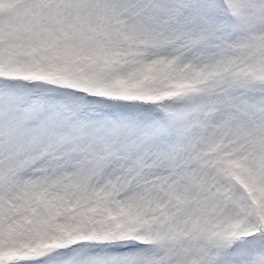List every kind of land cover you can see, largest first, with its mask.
I'll return each instance as SVG.
<instances>
[{
    "label": "snow or ice",
    "instance_id": "obj_1",
    "mask_svg": "<svg viewBox=\"0 0 264 264\" xmlns=\"http://www.w3.org/2000/svg\"><path fill=\"white\" fill-rule=\"evenodd\" d=\"M0 264H264V0H0Z\"/></svg>",
    "mask_w": 264,
    "mask_h": 264
}]
</instances>
